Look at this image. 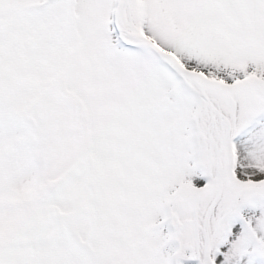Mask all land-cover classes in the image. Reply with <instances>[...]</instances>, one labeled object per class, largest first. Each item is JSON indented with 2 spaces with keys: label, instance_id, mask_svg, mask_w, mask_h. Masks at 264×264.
I'll return each instance as SVG.
<instances>
[{
  "label": "snow or ice",
  "instance_id": "snow-or-ice-1",
  "mask_svg": "<svg viewBox=\"0 0 264 264\" xmlns=\"http://www.w3.org/2000/svg\"><path fill=\"white\" fill-rule=\"evenodd\" d=\"M0 264H264V0H0Z\"/></svg>",
  "mask_w": 264,
  "mask_h": 264
}]
</instances>
